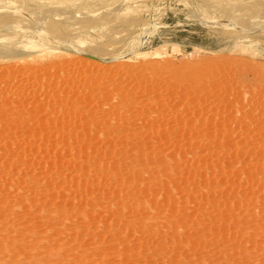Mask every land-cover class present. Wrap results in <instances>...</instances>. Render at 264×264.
I'll return each mask as SVG.
<instances>
[{
	"label": "rangeland",
	"instance_id": "1",
	"mask_svg": "<svg viewBox=\"0 0 264 264\" xmlns=\"http://www.w3.org/2000/svg\"><path fill=\"white\" fill-rule=\"evenodd\" d=\"M0 264H264V0H0Z\"/></svg>",
	"mask_w": 264,
	"mask_h": 264
},
{
	"label": "bare ground",
	"instance_id": "2",
	"mask_svg": "<svg viewBox=\"0 0 264 264\" xmlns=\"http://www.w3.org/2000/svg\"><path fill=\"white\" fill-rule=\"evenodd\" d=\"M93 57H94V56H93ZM94 58H96V57H94ZM199 86H200V85H199ZM196 89H197V88H196ZM196 89L194 90V88H193V90H194L195 92H197ZM220 94H221V93H220ZM190 95H191V94H190ZM228 104H230V103H228ZM257 126H258V125H257ZM251 130H252V129H251ZM227 156H228V155H227Z\"/></svg>",
	"mask_w": 264,
	"mask_h": 264
},
{
	"label": "water",
	"instance_id": "3",
	"mask_svg": "<svg viewBox=\"0 0 264 264\" xmlns=\"http://www.w3.org/2000/svg\"><path fill=\"white\" fill-rule=\"evenodd\" d=\"M94 58V57H93Z\"/></svg>",
	"mask_w": 264,
	"mask_h": 264
}]
</instances>
